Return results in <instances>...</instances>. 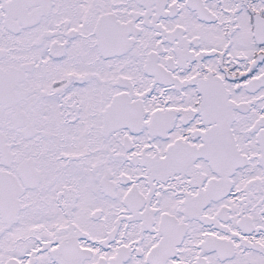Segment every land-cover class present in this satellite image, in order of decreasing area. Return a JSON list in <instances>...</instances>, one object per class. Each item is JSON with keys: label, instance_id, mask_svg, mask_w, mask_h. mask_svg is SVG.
<instances>
[{"label": "snow or ice", "instance_id": "6c2138e0", "mask_svg": "<svg viewBox=\"0 0 264 264\" xmlns=\"http://www.w3.org/2000/svg\"><path fill=\"white\" fill-rule=\"evenodd\" d=\"M0 264H264V0H0Z\"/></svg>", "mask_w": 264, "mask_h": 264}]
</instances>
